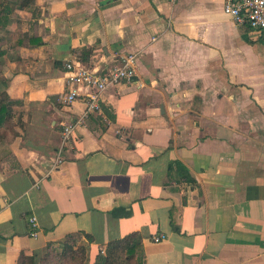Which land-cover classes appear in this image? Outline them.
I'll return each mask as SVG.
<instances>
[{"label":"crops","instance_id":"crops-1","mask_svg":"<svg viewBox=\"0 0 264 264\" xmlns=\"http://www.w3.org/2000/svg\"><path fill=\"white\" fill-rule=\"evenodd\" d=\"M0 52V264L76 231L91 252L138 232L144 264H264V40L224 0H0ZM130 53L65 141L86 107L65 64Z\"/></svg>","mask_w":264,"mask_h":264},{"label":"built area","instance_id":"built-area-1","mask_svg":"<svg viewBox=\"0 0 264 264\" xmlns=\"http://www.w3.org/2000/svg\"><path fill=\"white\" fill-rule=\"evenodd\" d=\"M224 11L237 23L247 24L264 40V0H224ZM67 69L66 86L68 91L65 102L74 103L79 99L85 100V109L74 123L65 124L62 130L66 140L71 136L73 128L82 124L94 112L101 111L103 92L113 85L132 83L137 75V54L130 53L123 57L120 65L108 69L87 66L79 61H69L65 64ZM61 159L52 164L55 169ZM31 235L37 236L38 221L34 214L29 216ZM164 235L155 236V241H160Z\"/></svg>","mask_w":264,"mask_h":264},{"label":"trees","instance_id":"trees-1","mask_svg":"<svg viewBox=\"0 0 264 264\" xmlns=\"http://www.w3.org/2000/svg\"><path fill=\"white\" fill-rule=\"evenodd\" d=\"M0 52V56H1ZM0 78V130L5 127L11 118L12 100L6 91L2 90ZM10 122V121H9ZM4 137L3 132H0V140ZM177 170L188 181L195 183V179L189 175L188 169L180 162H174ZM173 163V164H174ZM173 226L174 219H173ZM85 241V244L81 241ZM93 241L91 234L84 231H76L66 235L63 242V253L71 258L72 264H144V246L142 236L138 232H133L122 238L110 240L105 245V253L101 249L93 252L90 251V260H85L78 255V250L86 252V245ZM78 246V247H77ZM77 247V248H76ZM42 253L33 255L22 254L19 257L18 264H37Z\"/></svg>","mask_w":264,"mask_h":264},{"label":"rangeland","instance_id":"rangeland-1","mask_svg":"<svg viewBox=\"0 0 264 264\" xmlns=\"http://www.w3.org/2000/svg\"><path fill=\"white\" fill-rule=\"evenodd\" d=\"M64 240L65 238L60 241L49 242L45 250L42 252L41 258L37 264H72L71 258H68V256L63 253ZM82 242L85 244V241L83 240L80 242V244ZM101 252L105 253V246L101 248ZM78 255L83 257L85 260H90L89 246L86 245L85 253H83L81 249H79Z\"/></svg>","mask_w":264,"mask_h":264}]
</instances>
